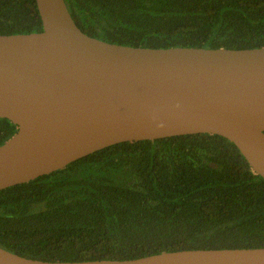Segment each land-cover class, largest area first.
Returning a JSON list of instances; mask_svg holds the SVG:
<instances>
[{
    "label": "trees",
    "instance_id": "obj_1",
    "mask_svg": "<svg viewBox=\"0 0 264 264\" xmlns=\"http://www.w3.org/2000/svg\"><path fill=\"white\" fill-rule=\"evenodd\" d=\"M87 35L135 47H264V0H65ZM35 0H0V34L42 31ZM0 118V145L16 132ZM0 247L42 261L264 247V178L196 133L121 142L0 190Z\"/></svg>",
    "mask_w": 264,
    "mask_h": 264
},
{
    "label": "water",
    "instance_id": "obj_2",
    "mask_svg": "<svg viewBox=\"0 0 264 264\" xmlns=\"http://www.w3.org/2000/svg\"><path fill=\"white\" fill-rule=\"evenodd\" d=\"M42 31L0 34V190L105 147L196 133L236 145L264 178V47H135L84 33L65 0H35ZM0 264H264V247L136 259L42 261L0 247Z\"/></svg>",
    "mask_w": 264,
    "mask_h": 264
}]
</instances>
